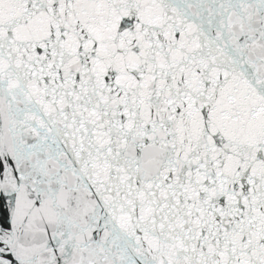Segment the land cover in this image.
Returning <instances> with one entry per match:
<instances>
[{"label": "snow or ice", "instance_id": "6c2138e0", "mask_svg": "<svg viewBox=\"0 0 264 264\" xmlns=\"http://www.w3.org/2000/svg\"><path fill=\"white\" fill-rule=\"evenodd\" d=\"M0 264H264V0H0Z\"/></svg>", "mask_w": 264, "mask_h": 264}]
</instances>
